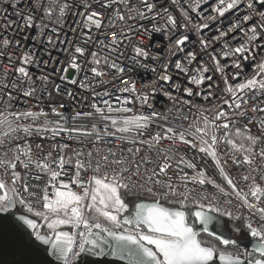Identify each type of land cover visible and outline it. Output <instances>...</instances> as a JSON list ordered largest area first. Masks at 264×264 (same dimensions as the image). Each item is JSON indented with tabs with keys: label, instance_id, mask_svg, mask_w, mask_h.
I'll return each instance as SVG.
<instances>
[{
	"label": "snow or ice",
	"instance_id": "obj_1",
	"mask_svg": "<svg viewBox=\"0 0 264 264\" xmlns=\"http://www.w3.org/2000/svg\"><path fill=\"white\" fill-rule=\"evenodd\" d=\"M185 2L195 18L180 0H171L180 7V19L158 0H0V57L6 56L15 73L9 79L5 66L0 78V242L6 239L19 257L15 264H264V118L238 123L243 116L264 113L259 106L264 103V0ZM202 5L208 6L207 15ZM241 8L244 14L237 15ZM70 14L79 18L71 31L85 45L98 42L113 53L133 39L128 34L133 29L123 27L127 20L146 19L151 31L165 33L169 58L157 71L144 63L161 59L144 43V33L150 39L151 32L144 26L135 32L141 39L129 59L150 68L156 75L153 84L138 87L127 75L131 67L126 72L117 60L92 51L89 63L94 66L87 71L112 91L106 86L94 92L87 77L79 81L93 96L81 107L91 110L66 116L63 97L74 99L75 94L60 84L45 91L48 75L37 78L43 85L38 93L29 69L48 65L50 59L43 55L52 54H38L36 45L72 43L60 39ZM229 14L234 18L221 28ZM158 20L163 23H153ZM213 25L216 34L205 35ZM33 28L36 35H23L24 43L14 38ZM93 29H106L100 32L104 39L93 41ZM29 39L35 42L32 48L26 46ZM13 45L19 53L8 51ZM74 53L87 60L85 47L77 44ZM221 57L231 64L222 63ZM245 61L253 71L241 78ZM102 64L114 70L110 81L103 79L109 73ZM170 65L195 87L174 81ZM68 68L83 71L76 55ZM68 68L59 71L67 73ZM229 68L236 71L229 75ZM217 73L222 88L214 79ZM60 79L78 83L67 75ZM158 93L172 102L167 112L155 108ZM45 95L47 111L40 107ZM196 97L218 103L202 106ZM37 139L55 143L45 153ZM112 140L116 150L97 146ZM67 141L82 147L69 155ZM189 150L200 156L203 166L187 157ZM173 161L178 171L170 174ZM223 217L233 233L253 238L251 250L225 236L220 230Z\"/></svg>",
	"mask_w": 264,
	"mask_h": 264
},
{
	"label": "built area",
	"instance_id": "obj_2",
	"mask_svg": "<svg viewBox=\"0 0 264 264\" xmlns=\"http://www.w3.org/2000/svg\"><path fill=\"white\" fill-rule=\"evenodd\" d=\"M134 2L138 3V0H134ZM209 2L211 3L212 0H209ZM158 3L160 5H163L164 7H169L170 11L172 12L173 15H175L178 19H180V7L176 6V5H172L171 4V0H158ZM180 6L184 7L186 10L189 11L190 15H192L194 18L196 16V13L191 12V9L188 7V3L185 2V0H180ZM121 11L126 12L127 9L124 8L123 5H119ZM206 9H208L207 5H202L201 10L204 11V14L207 15L208 12L205 11ZM82 10V9H81ZM245 12L244 8H241L239 13H237V15H243ZM9 13H11V8H9ZM109 13L111 14V10H109ZM133 15L135 13H132ZM15 18V17H13ZM233 15L229 14L228 18H226L223 22V24H220L219 26L221 28L226 27V25L228 23H230L231 19H233ZM74 19H79L77 17H73L71 14L69 15V18L66 21V25L64 27V29L61 31L60 33V39L62 40H67V41H71L72 43H65V44H58V46L56 48H53L49 45H47L46 41L44 43L38 44L36 45V51L38 54L41 53H46L47 51H50L52 56L51 58H49L46 54L43 55V59L45 60H49L50 59V63L48 65H41L40 68H30V72L33 74V79L36 80V84L35 87L39 91L43 88V85L41 84L40 80L37 79L38 77H40L41 75H48L50 78V82L48 83L47 89H45V91L51 90L55 84H60L61 85V89H68L71 90L74 94H75V98L74 99H69L68 97L64 96L63 97V102L66 104V107L62 110L66 116H71L73 115L75 112L77 111H82V110H91L89 108H82L81 104L82 103H89L92 101L93 96H92V92H90L89 90L85 89V88H81L79 86V81L84 80L85 77H87V80L89 82L92 83L93 87H92V91L94 92H103L104 88L107 86L109 91H112V87L110 84L108 85H104V84H99L96 83L95 80H93L92 77V73L90 71H87V69H89L90 67L94 66L92 64L89 63V61H91L92 57L89 55L90 52L92 51H96L98 53H100V55L103 56H109L111 58V60H117L118 63L121 64V66H124L127 72V69L129 67H131L133 69L132 72L127 73V75L132 76L136 81H137V85L138 87H142L144 85H151L153 84V82L156 80V75L150 70V68L152 66H155L157 68V71L160 70V66L161 64L167 60L169 58V53H168V44L169 41L167 39H165V33L162 32H154L151 31L152 29V24H150L146 19H138V20H127L126 24L123 25V27H125V30L127 31L128 27H131L133 29L132 32L128 33L130 36L133 37L132 41H125L124 44H122L119 48V52H109L108 50L104 49L98 42L97 43H90L85 45L83 43V39L79 36L78 33H73L71 31V29L73 27H75L76 25L74 24ZM153 23H160L162 24L163 21H153ZM141 26L147 27V29H149V31L151 32V37L149 39L148 33H144L143 35V39H144V43L148 49V51L150 52V54L152 55H158L161 59L158 62H154L152 60H148L145 61L144 63L149 64L150 68L149 70H145L143 67L134 65L132 63V61L129 59L131 56L134 55L133 52V45L139 43V40L141 39V37L136 36L135 32L138 29H141ZM217 25H213L211 31L209 30H205L204 34L205 35H214L215 33V28ZM120 27H122L121 24H117V29H119ZM101 31H107L106 29H101V30H96L93 29L91 36H92V40L93 41H97V37L99 36V38L101 40L104 39L103 36H100V32ZM28 35L29 37L36 35V30L33 29H29L26 30L25 33L22 34H17L14 38H19L22 40L23 42V35ZM236 35L237 38H239L240 34L236 33L233 34ZM190 36V40L195 41L196 40V36L192 33H189ZM55 39V36H54ZM108 40H111V35L109 33L108 35ZM107 42V41H106ZM229 42L235 46L236 41L231 40V38H229ZM35 42L32 41L31 39H29L26 42V46L27 48H32L33 44ZM264 43V42H262ZM79 44L82 47L86 48V57L87 60H85L84 57H80L78 54L74 53V47ZM195 45L193 44H189L188 47L192 48ZM221 47L220 44L216 45V48L219 49ZM9 52H17L19 53L20 50H18L16 48L15 45L11 46L8 50ZM123 52L124 56H120L119 53ZM73 55L77 56V63H79L83 69V71H81L80 73H77L75 69H71L68 68V65L71 61V58ZM180 56H182L183 54H179ZM261 56H264V53H260ZM178 57H172V59H176ZM205 60L207 59V57L204 58ZM259 59V56L258 58ZM221 62L222 63H228L229 65L231 64V60H224L223 57H221ZM251 62L250 61H245L244 62V69H243V74L242 77L244 76H250L252 74V67L250 66ZM5 66H7L8 71H9V79H14L15 78V73L12 71V66L11 64L8 63L6 56L5 57H0V78L3 77V73L5 70ZM101 67H104L103 64L101 65ZM62 68H68L67 73H63L61 71H59V69ZM55 70V71H54ZM105 71H108V75L105 76L103 79L105 81H110L112 79V72L114 70H110L107 69L106 67H104ZM228 72L229 75H231L233 72H235V69L229 68L226 70ZM169 72L173 75V79L174 81H178L181 82L182 86H189V87H195L192 85H187V80L186 78L182 75V74H177V70L174 68V65H170L169 67ZM209 75H212V73H208ZM61 75H67V77L69 79L72 78H76L78 80V83L76 85H72L67 83L66 81H62L60 79ZM127 78V77H125ZM214 79L217 80V82L220 83L221 88L223 87V83L222 81L219 80V74H215L214 75ZM233 82L234 81H230ZM165 87H167L165 85ZM118 95H126V94H119ZM175 94V93H174ZM180 96H183V93L179 94ZM85 98H87V100H85ZM105 99H107L108 97H104ZM187 99V97H184ZM47 96H44L43 102L41 103L40 107L44 108L45 111L49 110L48 109V103H47ZM57 100H60V97H57ZM196 103L202 105V106H206V107H212L213 105L217 104L218 101L217 100H212L211 102L208 101H204L202 99H200L199 97L195 98ZM96 102L99 104L100 102V98L97 97L96 98ZM112 102L115 103V99L114 97L112 98ZM30 104H34L35 101H30ZM253 103H255V101H253ZM21 104H23V98L21 100ZM154 104H155V108L157 111L160 112H167V110L169 108L172 107V102L169 101L166 97H164L162 94H157L155 96L154 99ZM100 106H103L102 104H100ZM259 106L264 107V103H260ZM19 107V106H17ZM249 110L251 107V104L248 106ZM13 110H16V108H13ZM35 110V109H34ZM255 117H259V118H264V113H256V114H250V115H246L243 116L242 118H240V120L238 121L239 124H243L246 123L249 119H253ZM172 119L171 114L169 115V120ZM251 130L253 133L257 132V128L256 126L253 124L251 126ZM63 135V134H62ZM58 142H65L63 140H61L59 137L57 138ZM70 145L71 148L68 151V154L71 155L72 154V149H76L79 150L82 145L78 144V143H73L72 141H67ZM35 143H42L44 145V150L45 153L50 150V147L55 143L52 141H49L47 139H37L35 141ZM167 144V142L165 141V145ZM98 147H104L105 149H107L108 147H112L113 150H116V142L114 140H112L111 143L108 144H104V145H97ZM83 147L85 149H87L88 145H83ZM223 153V145H221V154ZM55 155V153H54ZM187 157L189 158H195L196 162L198 164H200L201 166H203V162L200 160V156L195 154L193 150H189L186 153ZM180 167H183L182 165ZM231 172L233 173V175L236 174V170L234 168L230 169ZM178 171L177 165L175 163V161L172 162V169L170 170V174L172 172H176ZM189 171V174L191 175V170H187ZM174 179H176V176H173ZM237 179H239V176H237ZM250 236V235H249Z\"/></svg>",
	"mask_w": 264,
	"mask_h": 264
},
{
	"label": "water",
	"instance_id": "obj_3",
	"mask_svg": "<svg viewBox=\"0 0 264 264\" xmlns=\"http://www.w3.org/2000/svg\"><path fill=\"white\" fill-rule=\"evenodd\" d=\"M223 225H224V223L221 222L222 227H223ZM222 227H221V229H222ZM253 243H255L253 238L247 236V237H245L244 243L242 245H239V246L241 248H246L248 250H251ZM18 259H19V257L12 252V250H11L6 239L4 241L0 242V264H15V262ZM107 259L112 260L113 258L109 257ZM116 264H125V262L124 261H117ZM217 264H219V262H217Z\"/></svg>",
	"mask_w": 264,
	"mask_h": 264
},
{
	"label": "rangeland",
	"instance_id": "obj_4",
	"mask_svg": "<svg viewBox=\"0 0 264 264\" xmlns=\"http://www.w3.org/2000/svg\"><path fill=\"white\" fill-rule=\"evenodd\" d=\"M221 222L224 223V225H223L221 230L224 232L225 236L237 239L239 245H242L244 243L246 235H244L243 233H241L239 235L236 234V233H233L232 230H231V227L229 226V223H228V221L226 219H221ZM249 237H251V236H249Z\"/></svg>",
	"mask_w": 264,
	"mask_h": 264
},
{
	"label": "trees",
	"instance_id": "obj_5",
	"mask_svg": "<svg viewBox=\"0 0 264 264\" xmlns=\"http://www.w3.org/2000/svg\"><path fill=\"white\" fill-rule=\"evenodd\" d=\"M221 219H226L227 220V218L226 217H223V218H221ZM228 221V220H227ZM229 223V222H228ZM244 235H246V237L248 236L247 235V233H243ZM241 248V247H240ZM242 249H244V248H242Z\"/></svg>",
	"mask_w": 264,
	"mask_h": 264
},
{
	"label": "bare ground",
	"instance_id": "obj_6",
	"mask_svg": "<svg viewBox=\"0 0 264 264\" xmlns=\"http://www.w3.org/2000/svg\"><path fill=\"white\" fill-rule=\"evenodd\" d=\"M252 238V237H251Z\"/></svg>",
	"mask_w": 264,
	"mask_h": 264
}]
</instances>
